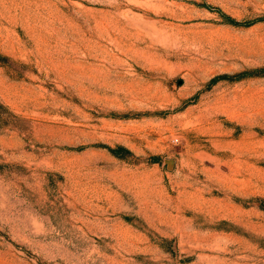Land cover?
Here are the masks:
<instances>
[{
	"label": "rangeland",
	"instance_id": "obj_1",
	"mask_svg": "<svg viewBox=\"0 0 264 264\" xmlns=\"http://www.w3.org/2000/svg\"><path fill=\"white\" fill-rule=\"evenodd\" d=\"M0 264H264V0H0Z\"/></svg>",
	"mask_w": 264,
	"mask_h": 264
},
{
	"label": "trees",
	"instance_id": "obj_2",
	"mask_svg": "<svg viewBox=\"0 0 264 264\" xmlns=\"http://www.w3.org/2000/svg\"><path fill=\"white\" fill-rule=\"evenodd\" d=\"M220 15L224 18L225 21L234 24V25H238L239 23L237 21H235L234 19H232L231 17L225 15L224 13H222L221 11H219ZM251 24V22H246L244 23V25H249ZM215 79H212V81H214ZM109 150L116 156H123L121 152H129L127 149L123 148V147H116V148H109Z\"/></svg>",
	"mask_w": 264,
	"mask_h": 264
},
{
	"label": "water",
	"instance_id": "obj_3",
	"mask_svg": "<svg viewBox=\"0 0 264 264\" xmlns=\"http://www.w3.org/2000/svg\"><path fill=\"white\" fill-rule=\"evenodd\" d=\"M165 162H166V164H167L168 167H171V164H172V161L171 160H166Z\"/></svg>",
	"mask_w": 264,
	"mask_h": 264
}]
</instances>
